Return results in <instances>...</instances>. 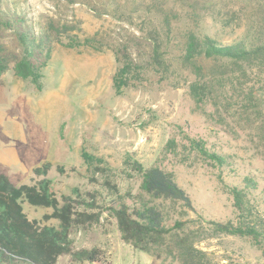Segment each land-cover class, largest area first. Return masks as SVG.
Masks as SVG:
<instances>
[{
	"label": "rangeland",
	"instance_id": "1",
	"mask_svg": "<svg viewBox=\"0 0 264 264\" xmlns=\"http://www.w3.org/2000/svg\"><path fill=\"white\" fill-rule=\"evenodd\" d=\"M135 1L105 6L102 0H0L1 17L24 15L25 27L36 36L48 34L54 46L41 70V88L12 70L0 79V172L17 185L33 184L40 179L33 169L48 161L52 163L48 177L59 198H77L76 191L89 201L96 198L100 207L87 211L99 219L74 225L71 238L74 249H101L103 264H180L166 253L145 252L126 242L110 209L115 200L131 207L147 201L164 209L171 223L190 219L191 228L204 230L198 247L212 264H264L263 252L250 239L215 233L208 223L237 221L230 189L245 187L246 178L256 184L247 192L255 214L264 219V69L255 68L246 77L234 71L236 84L239 78L245 87H254L260 98L257 107L246 109L243 93L231 98V107L216 106L212 99L195 100L190 90L195 76L176 58V45L186 28L199 26L230 42L248 30L253 4L264 5V0H214L208 8L167 0L165 8L176 13L170 16V41L164 14ZM12 25L0 27V41L19 51L16 31L21 25ZM152 30L166 39L172 52V65L164 76L145 65L152 52ZM119 54L131 55L141 64L120 93L113 80ZM186 136L205 141L226 163L219 166L197 157L189 151ZM171 139L179 144L176 152L167 146ZM83 149L107 162V174L87 166ZM128 157L147 168L173 172L196 211L183 216L182 203L148 195ZM59 165L65 173L57 170ZM107 179L117 185V194L106 185ZM23 207L30 219L59 225L57 219L44 220L52 208L26 201ZM57 264L82 263L66 254Z\"/></svg>",
	"mask_w": 264,
	"mask_h": 264
},
{
	"label": "trees",
	"instance_id": "2",
	"mask_svg": "<svg viewBox=\"0 0 264 264\" xmlns=\"http://www.w3.org/2000/svg\"><path fill=\"white\" fill-rule=\"evenodd\" d=\"M102 1L105 6H117L119 3L118 0ZM130 1L136 3L135 0ZM180 1L195 7L208 8L214 0ZM139 3L140 6L149 3L158 13L164 14L168 40V36L173 34L170 16L176 13L165 8L167 0H142ZM252 9L254 18L247 17L252 19L248 24L250 27L241 37L230 42L217 39L199 26L186 28L180 39L178 38L176 58L187 69H191L195 76L190 90L197 102L203 103L212 99L216 106L231 107V98L241 97L243 93V105L246 109L259 105L260 98L254 87H245V83L239 78L238 84L233 81L237 76H234V71H239L246 77L248 72L254 71L255 68L264 69V5L258 2L253 4ZM195 16L198 17V14ZM221 21L227 23L225 18ZM13 22L21 25L16 31V47H19V51L0 41V79L6 71L12 70L17 77L30 80L41 88V70L51 58L53 41L48 34L36 36L26 28L22 14L0 16V27L12 28ZM150 35L154 42L145 65L149 69H157L156 71L164 76L171 68L169 54L172 52L168 49L166 39L158 31L152 30ZM88 43H91V40H88ZM119 62L120 67L113 80L115 89L120 93L133 81L131 76L141 64L131 55L122 58L120 54ZM185 139L188 141L189 151L197 157L209 159L219 166L226 163L225 158L211 151L205 141L189 136ZM167 146L176 152L179 144L175 139H171ZM81 156L94 172L104 175L110 170V166L100 156L84 149ZM128 159L133 170L141 175V188L148 195L155 199L182 203L186 208L182 211L183 216L189 211H196L190 195L177 182L173 172L160 166L147 168L131 157ZM51 168L52 163L48 161L35 167L33 174L40 179L33 184L17 185L6 173L0 172V264H57L59 258L66 254L71 255L73 261L82 264H103L105 257L101 249H74L71 238L74 225L99 219L95 212L87 211L100 207L97 199L89 201L78 191L75 192L77 198L71 195H62L59 198L52 189V179L48 177ZM57 170L60 173L66 172L62 165L57 166ZM245 182V187L237 185L230 189L237 211V221L208 220V223L215 233L250 239L264 255V219L255 214L247 192L256 184L251 178H246ZM106 185L116 194L119 192L117 185L111 180L107 179ZM119 198L122 196L119 195ZM25 201L33 206L52 208L53 212L45 214L44 220L57 219L59 225L42 224L36 219H30L24 211ZM80 207L84 210L79 211ZM110 209L117 219L123 239L135 248L149 253H166L180 264H212L207 253L198 247L204 230L191 228L190 219H176L171 223L164 209L150 205L147 201L131 207L125 201L115 200Z\"/></svg>",
	"mask_w": 264,
	"mask_h": 264
}]
</instances>
